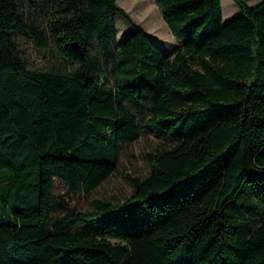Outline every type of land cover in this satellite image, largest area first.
<instances>
[{
    "label": "trees",
    "instance_id": "trees-1",
    "mask_svg": "<svg viewBox=\"0 0 264 264\" xmlns=\"http://www.w3.org/2000/svg\"><path fill=\"white\" fill-rule=\"evenodd\" d=\"M232 1L222 22L220 0H152L168 55L116 0H0V264H264V0ZM16 34L67 68H29ZM143 131L147 175L68 209Z\"/></svg>",
    "mask_w": 264,
    "mask_h": 264
},
{
    "label": "rangeland",
    "instance_id": "rangeland-1",
    "mask_svg": "<svg viewBox=\"0 0 264 264\" xmlns=\"http://www.w3.org/2000/svg\"><path fill=\"white\" fill-rule=\"evenodd\" d=\"M245 1L248 5H253L259 0ZM116 3L136 24L140 25L145 30L153 43L164 54L170 55L172 53L178 41L170 35L152 0H116ZM220 8L222 22L238 14V9L232 0H220ZM21 13L25 22L35 18V21L40 23L43 17L38 11L33 14L26 6L21 8ZM113 24L116 28V43H119L129 32H132V29L117 13L113 17ZM14 45L18 56L29 68L62 70L67 68V66L59 61L52 52L35 48L32 41L23 35L16 34L14 36ZM101 61L102 64L106 63L104 59ZM162 143L163 142L158 138L143 131L135 142L121 147L116 169L111 176L89 195H74L71 199V203L68 205V209L73 211H84L88 208L89 202L92 199L109 201L120 200L130 191L124 179L125 175L139 178L145 177L149 170L145 156L147 154H154L156 150L160 149ZM59 194L60 190L53 191V200L57 206V217H59L62 214L61 211L64 210L62 199H60Z\"/></svg>",
    "mask_w": 264,
    "mask_h": 264
}]
</instances>
